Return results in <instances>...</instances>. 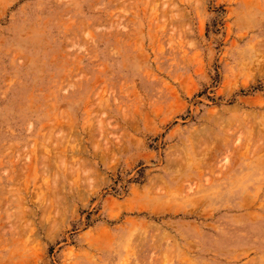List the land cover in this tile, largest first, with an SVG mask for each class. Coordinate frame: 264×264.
<instances>
[{"label": "rangeland", "instance_id": "rangeland-1", "mask_svg": "<svg viewBox=\"0 0 264 264\" xmlns=\"http://www.w3.org/2000/svg\"><path fill=\"white\" fill-rule=\"evenodd\" d=\"M0 264H264V0H0Z\"/></svg>", "mask_w": 264, "mask_h": 264}, {"label": "bare ground", "instance_id": "bare-ground-1", "mask_svg": "<svg viewBox=\"0 0 264 264\" xmlns=\"http://www.w3.org/2000/svg\"><path fill=\"white\" fill-rule=\"evenodd\" d=\"M205 147V146H204ZM203 163V162H202Z\"/></svg>", "mask_w": 264, "mask_h": 264}]
</instances>
